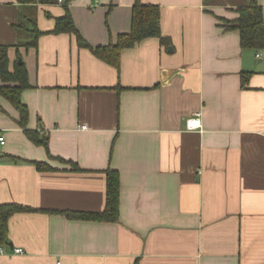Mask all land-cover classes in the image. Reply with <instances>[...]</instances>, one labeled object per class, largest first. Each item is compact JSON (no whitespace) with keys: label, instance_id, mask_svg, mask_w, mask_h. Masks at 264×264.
I'll return each mask as SVG.
<instances>
[{"label":"crops","instance_id":"0c3cea01","mask_svg":"<svg viewBox=\"0 0 264 264\" xmlns=\"http://www.w3.org/2000/svg\"><path fill=\"white\" fill-rule=\"evenodd\" d=\"M63 1L39 4L41 31L65 4L93 46L131 28L134 0ZM142 2L159 5L170 44L147 38L116 68L71 33L23 46L16 23L31 9L0 0V44L32 85L28 126L49 135L48 149L31 141L0 95V203L36 209L9 219L0 264H264V60L224 25L249 0ZM197 112L201 128L187 129ZM107 169L119 172V219L63 214L105 208Z\"/></svg>","mask_w":264,"mask_h":264},{"label":"trees","instance_id":"16d2710c","mask_svg":"<svg viewBox=\"0 0 264 264\" xmlns=\"http://www.w3.org/2000/svg\"><path fill=\"white\" fill-rule=\"evenodd\" d=\"M31 9L30 13L23 15L16 28L23 37L30 39L22 45L36 47L38 39L44 33H71L76 36L77 45L88 48L99 59L120 68L123 49L130 48L139 42L156 37L162 44H170V39L162 34L161 12L157 4H146L142 0H134L132 8V22L129 31L121 32L115 40L108 44L93 46L82 35L73 19L70 7L64 5V13L55 17V25L50 31H41L38 27L36 11L39 4H55L59 0H18ZM239 16L235 20H225L228 29H237L240 33L241 46L264 50V14L259 0H249V3L238 8ZM10 45L0 44V95L6 98L20 113L18 124L23 128L28 138L37 145L48 149L49 135L28 126L30 110L22 100V92L30 88L28 70L25 62L17 60L13 68L10 67ZM250 73L242 75L243 86L248 83ZM38 170H50L52 167L44 161L33 162ZM74 167L78 168L75 164ZM106 206L102 211H63L68 218L89 219L97 221L116 222L119 219L120 177L115 169H107ZM36 211V209L20 203H0V247L9 242V219L17 212Z\"/></svg>","mask_w":264,"mask_h":264},{"label":"built area","instance_id":"2783aa9c","mask_svg":"<svg viewBox=\"0 0 264 264\" xmlns=\"http://www.w3.org/2000/svg\"><path fill=\"white\" fill-rule=\"evenodd\" d=\"M60 3H63V0H59ZM256 57L264 60V50H257L256 51ZM202 126V119H201V113L197 112L192 116L191 118L187 119L186 123V128L189 130H194V129H200ZM87 125H82L81 129H87ZM7 142V138L3 131L0 129V146L5 145ZM14 251L16 253H23L24 249L23 248H15ZM4 250L2 247H0V253H3Z\"/></svg>","mask_w":264,"mask_h":264},{"label":"water","instance_id":"95a60500","mask_svg":"<svg viewBox=\"0 0 264 264\" xmlns=\"http://www.w3.org/2000/svg\"><path fill=\"white\" fill-rule=\"evenodd\" d=\"M22 62H23V60L20 58V59H19V63H22Z\"/></svg>","mask_w":264,"mask_h":264}]
</instances>
